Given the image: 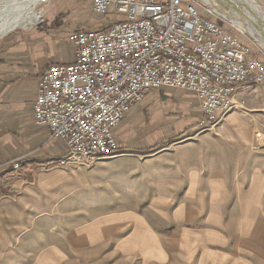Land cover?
<instances>
[{"label":"crops","instance_id":"crops-1","mask_svg":"<svg viewBox=\"0 0 264 264\" xmlns=\"http://www.w3.org/2000/svg\"><path fill=\"white\" fill-rule=\"evenodd\" d=\"M114 17L113 13L94 17L91 0H51L45 23L32 33L12 35L0 43V162L24 152L31 153L26 161H50L53 167L41 173L36 187H30L16 201L6 200L0 205V252L15 250L7 259L0 257V264H35L18 261V243L22 249L41 251V264H65L67 258L80 264H110L104 258H84L81 251L96 249L108 241H113L112 249H129L130 230L119 221L121 218L136 215L145 224L151 217L175 216L178 202H224L225 190L214 177L236 170L243 157H248L249 162L254 160L248 146L255 139V129L264 123V84L243 83L237 86L236 96L252 117L247 119L240 111L230 112L220 122L223 132L219 136L199 132L172 152H155L128 167L131 158L125 155L131 153H125V144L116 137L123 132L121 125L114 130L120 149L98 157L91 168L72 171L56 164L66 145L33 121L38 76L49 64L74 60L71 32L104 27ZM164 90H152L145 103L139 105L142 100L136 105L139 107L132 108L122 122L134 114L145 115L150 109H158L159 114L152 117L146 130L164 127V132H192L200 115L197 98L188 91H175L178 108L164 113V107L152 108L153 98L161 99L166 95ZM121 174L129 177L117 180ZM140 198L150 203L141 215H147L145 219L140 217L136 204H129ZM166 205L173 206L172 215L165 213ZM147 228L150 230L142 229L144 235L161 233ZM27 240L30 243H25ZM69 247L73 250L66 254ZM117 260L121 262L122 258Z\"/></svg>","mask_w":264,"mask_h":264},{"label":"built area","instance_id":"built-area-1","mask_svg":"<svg viewBox=\"0 0 264 264\" xmlns=\"http://www.w3.org/2000/svg\"><path fill=\"white\" fill-rule=\"evenodd\" d=\"M91 13L115 17L71 32L74 60L49 64L37 79L33 121L66 145L58 166H88L116 152L115 128L152 90L193 93L199 133L243 109L238 85L264 84L252 46L207 17L214 10L199 0H91Z\"/></svg>","mask_w":264,"mask_h":264},{"label":"rangeland","instance_id":"rangeland-1","mask_svg":"<svg viewBox=\"0 0 264 264\" xmlns=\"http://www.w3.org/2000/svg\"><path fill=\"white\" fill-rule=\"evenodd\" d=\"M50 1L41 2L35 6V9L41 12L39 20L42 15L40 21L34 24L25 22L24 25L19 24L8 30L0 36V43L12 35L32 33L35 28L45 23ZM253 1L260 8V15L264 18V0ZM17 2L21 3L23 0H0V4H3V6L0 5L1 8L5 7L2 12H6ZM215 2L217 1L215 0ZM248 9L251 10L250 7ZM240 10L246 15H250L249 10L248 12L241 7ZM206 16L213 18L219 25L239 36L244 43L251 45L257 57L264 63V49L261 47L263 45L260 39L254 36L257 44L252 37L253 35L251 37L254 40L249 37V34L242 32L246 31L244 28L243 30L239 29L228 21V18L215 11L213 15ZM235 21L241 25L239 20ZM158 89H166L167 92L162 91L166 95L161 99H155L157 104L153 98L152 108L164 107L166 108L164 113H171L178 108L179 98L175 95V91L186 92L178 88L162 87ZM143 101L139 105H143L145 103ZM238 111L247 119L252 117L251 112L244 109V106ZM159 112L158 109H150L145 115L134 114L130 120L118 125H122L123 132L120 130L119 137H116L119 138V142L125 144L123 148L127 149V152H124L129 153L130 151L131 153L125 155L131 158L127 162L128 167L142 162L155 152H172L177 145L189 142L198 136V129L195 128L196 123L192 132L186 130L187 132L184 131V134L183 131L175 132L174 130L164 132V127L157 130H146L149 122ZM164 125L170 124L164 123ZM210 132L219 136L223 131L219 126L218 129ZM248 147L249 155L252 158L254 156L252 162H249L248 157H243L236 170H226V175L220 174L217 175L218 177H214L220 184L219 187H223L225 190L224 202H204L202 204L178 202L175 216L171 214L173 206L166 205L165 213L171 214L170 218L165 219L164 216L158 219L151 217L146 220L145 224L140 222L136 215L131 218H121L119 221H122L123 225L130 230L129 243L127 244L129 249H112L113 241H108L105 242L106 245L96 249L87 252L81 251V256L87 259L98 258L100 260L104 258L110 264H264V123L263 126L255 129V139ZM30 155L31 153L19 152L0 162V205L6 200L16 201L30 187H36L41 173L53 169L50 161L42 164L26 161ZM94 163L95 160L88 166L60 167L72 171H81L91 168ZM15 164L17 166H14ZM131 172L135 171L131 170ZM210 175L212 176V174ZM128 177V174H121L116 179L123 181ZM131 178H133L132 175H130ZM129 204H136L140 217L142 219L147 218V215L145 218L141 216L144 215L142 212L150 204L145 202L144 198ZM190 205L193 206V209L190 208ZM147 227L159 230L161 233H146L144 235L142 229H149ZM20 236L18 235V237ZM25 243L30 242L27 240ZM20 246L21 244L18 243L16 251V258L19 262L29 260L35 264H41V251L37 249L25 250ZM69 249L65 250L66 254L73 250L70 247ZM14 253L15 250L10 252L9 249H6L0 252V257L4 260L9 258L11 254L13 256ZM120 258H122L121 262L117 260ZM65 264L80 263L67 258Z\"/></svg>","mask_w":264,"mask_h":264},{"label":"bare ground","instance_id":"bare-ground-1","mask_svg":"<svg viewBox=\"0 0 264 264\" xmlns=\"http://www.w3.org/2000/svg\"><path fill=\"white\" fill-rule=\"evenodd\" d=\"M15 1V0H14ZM41 1H47V0H26L24 2H17L12 8H8L9 10H6V12H2V10L5 8H1L3 4L0 6V36H2L5 32L8 30L13 29L14 27L18 26L19 24L24 25L25 22H31L32 24L37 23L39 21L40 11L38 12L35 9V6L40 3ZM203 3L208 4L213 8L215 12L218 14L223 15L224 17L228 18L227 20L230 21L233 25H236L239 29L243 28L246 31H242L246 34H249L248 36L253 39L252 37H256L257 39H260L262 42V45L260 46L264 49V27L260 24L258 19L254 16L246 15V13L242 12L240 10L239 5L237 4H226L222 0H201ZM242 2L247 5V7L251 9H256L257 12L260 14V8L253 0H241ZM218 3V4H217ZM7 5V4H6ZM12 5V4H11ZM9 6V4H8ZM7 8V7H6ZM9 11V12H8ZM248 13V12H247ZM255 19V20H254ZM235 20H239L240 23L236 22ZM262 26V27H260ZM253 35V36H252ZM252 36V37H251ZM254 37V41L257 40ZM258 44V43H257Z\"/></svg>","mask_w":264,"mask_h":264},{"label":"water","instance_id":"water-1","mask_svg":"<svg viewBox=\"0 0 264 264\" xmlns=\"http://www.w3.org/2000/svg\"><path fill=\"white\" fill-rule=\"evenodd\" d=\"M224 3L226 4H237L239 5V7H241L243 10H249L247 5L244 3V1L242 2L241 0H222ZM250 14L254 17H256L258 19V21L260 22V24L264 27V18L263 16H261L256 9H251L249 10ZM248 11V12H249Z\"/></svg>","mask_w":264,"mask_h":264}]
</instances>
